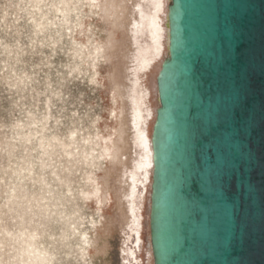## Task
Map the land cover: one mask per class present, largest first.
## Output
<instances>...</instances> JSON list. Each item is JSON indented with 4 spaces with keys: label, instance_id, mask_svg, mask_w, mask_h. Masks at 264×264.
I'll list each match as a JSON object with an SVG mask.
<instances>
[{
    "label": "rangeland",
    "instance_id": "rangeland-1",
    "mask_svg": "<svg viewBox=\"0 0 264 264\" xmlns=\"http://www.w3.org/2000/svg\"><path fill=\"white\" fill-rule=\"evenodd\" d=\"M65 1L0 0V264H154V152L122 167L110 140L136 73L152 142L168 41L154 60L151 0H129L131 14L108 0L100 9L67 0L66 13ZM168 7L159 14L167 33ZM132 174L140 244L124 196Z\"/></svg>",
    "mask_w": 264,
    "mask_h": 264
},
{
    "label": "water",
    "instance_id": "water-1",
    "mask_svg": "<svg viewBox=\"0 0 264 264\" xmlns=\"http://www.w3.org/2000/svg\"><path fill=\"white\" fill-rule=\"evenodd\" d=\"M154 264H264V0H170Z\"/></svg>",
    "mask_w": 264,
    "mask_h": 264
},
{
    "label": "bare ground",
    "instance_id": "bare-ground-1",
    "mask_svg": "<svg viewBox=\"0 0 264 264\" xmlns=\"http://www.w3.org/2000/svg\"><path fill=\"white\" fill-rule=\"evenodd\" d=\"M82 4L87 5L90 9L92 8H104L105 2L102 0H79ZM129 0H108V4L111 6V3H114L113 7L116 9H121L123 12L127 11L130 14L134 10V6L128 4ZM170 1V0H169ZM151 4L153 6L154 12L152 16V29L151 35L152 40L154 42V49L156 50V54L154 60L161 56L163 51V38L168 39L167 29H163L160 25L159 14L163 13L164 9V0H151ZM66 5V13L69 12L68 2L67 0L64 2ZM139 7V5H137ZM110 13V12H109ZM143 13L142 9H139V15ZM167 21V15H166ZM134 29L131 32L135 33L138 31V27L141 26L139 23H131ZM142 24V23H140ZM168 41V40H167ZM140 52V48H139ZM153 60V61H154ZM150 64L146 67H143L142 73L149 68ZM139 78L136 73H134V80L132 81L133 89L125 90L122 93L124 99H126V105L123 109V117L121 119V127L118 130V138L115 141H111V146L113 147L112 160L116 161L118 165H122L125 167L126 164L131 165V159L138 156L137 151L142 149L146 152H153L152 142L148 140L147 136V123L149 118L151 117V110L146 106V100L148 98V91L146 89L141 88L140 95H136V91L134 90L135 86H137ZM142 86V85H141ZM128 102V103H127ZM159 102V101H158ZM143 107H145L146 115L143 114ZM155 117V116H154ZM105 140V139H104ZM108 149H106V152ZM109 156V155H108ZM137 177L135 174L130 176V183H126V194H124L127 202V213H130L135 219V240L138 244H140V230H141V219L142 216L140 214V206H137L135 203V199L137 198L136 185ZM149 248H151V244H149Z\"/></svg>",
    "mask_w": 264,
    "mask_h": 264
}]
</instances>
